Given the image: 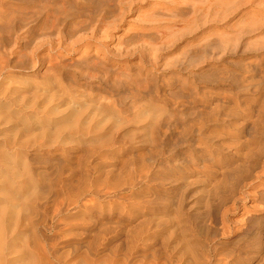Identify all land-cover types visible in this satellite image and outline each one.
<instances>
[{"label": "rangeland", "instance_id": "rangeland-1", "mask_svg": "<svg viewBox=\"0 0 264 264\" xmlns=\"http://www.w3.org/2000/svg\"><path fill=\"white\" fill-rule=\"evenodd\" d=\"M0 27V159L39 172L70 151L75 186L99 192L80 209L6 215L5 242L21 249L24 234L36 258L19 264L263 262L264 0H0ZM69 106L82 115L68 149L4 131L16 112ZM155 109L181 121L152 130ZM106 134L119 143L96 141Z\"/></svg>", "mask_w": 264, "mask_h": 264}, {"label": "bare ground", "instance_id": "bare-ground-1", "mask_svg": "<svg viewBox=\"0 0 264 264\" xmlns=\"http://www.w3.org/2000/svg\"><path fill=\"white\" fill-rule=\"evenodd\" d=\"M22 1H23V3H25V2H29L30 0H22ZM65 12H67V11H65ZM41 13H43V11ZM34 14H37V13H34ZM23 16H24V14H23ZM4 20H6V17L4 18ZM7 22H8V20H7ZM3 28L6 30L9 28V25L5 26V27L3 25ZM66 50L70 51L71 48L69 47ZM86 64H88V63H86ZM61 65H62V63L60 62L59 66H61ZM0 70L3 71V68ZM81 77H84L86 79H97L98 78V76L96 74H88V75L83 74V75H81ZM133 80H135V79H133ZM130 82L127 81L126 85L127 84L129 85ZM132 82L135 85V87L137 88V90L135 92V94L137 96H142V95L148 94V83L143 82V81H139V80L132 81ZM130 86H131V84H130ZM118 92H119V90H118ZM135 94H132V96H134ZM7 107H8V105H7ZM81 109H82L81 106H79V107H75V106L70 107L69 106L64 110H60L58 107H55L53 109V111H50L51 113H53L52 117H51V115H52L51 113H48V112L44 113L43 112V113H41L42 115L37 114L35 116H26L21 120H16L18 117L17 116L18 112H16L15 121H12L14 119V118L12 119V117H11V120L8 119L9 122H7V123L10 124L11 127H8L4 131L5 132H11L15 135H17L19 133H23V135H25V134L39 132L42 134L41 135L42 137L43 136L47 137V139H48L47 141H48L49 145L52 144L49 147H54L53 143H55L57 140L61 139L62 140L61 144H64V145L57 146V147H60V149H64V148L68 149L65 147V145H69L73 142L72 141L73 139L71 138V133L79 132L78 129H79V126L81 124L80 115H82ZM103 110L104 109L99 108V111H103ZM8 111H10V110H8ZM141 112H143V113L140 114ZM141 112L139 113L140 114L139 116L137 114L138 117L136 116L137 117L136 122L139 119H141L143 117L147 118L150 115V113H148V112H145V111H141ZM9 114H10V112H9ZM164 115H165L164 111L157 110V109L152 111L151 118L154 122L151 124L152 127L150 129L153 130L154 123L158 122V121L159 122H158L157 128L160 125L159 123H162V121H167L166 123L175 121L174 124L175 123L178 124L179 120L181 121L180 117L177 116L176 114L168 113L165 116ZM116 117H117V119H116L117 125L121 126V125L127 123L124 121L123 118H121L117 115H116ZM165 126H166V128L168 127V125H164V127ZM147 129H148V126L145 128V130H147ZM4 131L2 132V134L4 133ZM106 133H107V131H106ZM261 133H262V137L264 140V130L263 131L261 130ZM103 134H104V132H103ZM257 135H259V134H257ZM104 136L100 137V138L92 137V138H90V140L92 141L93 139L98 138L96 141L101 142L102 139L107 138L106 136H110V137H108L107 144L112 143L111 146L119 143V141H120L119 139H114V137H112L111 134H106ZM27 137L31 138L30 135ZM66 137H68V138L66 139ZM133 137L134 136H132V138ZM131 140H134V138ZM27 143H28V141H27ZM79 144L84 145V144H88V143L82 142ZM1 145H3V144L0 143V146ZM69 148H70V146H69ZM72 157H73V155H71L70 151L63 152L59 156L51 157L49 159H45V158L41 157L38 161L41 164L43 163V165H42L43 170L42 171L39 170V172H36L35 169H33V167L29 164V162H27L26 159H24L21 162V166L18 170H16V172H15V168H17V167L14 166L16 164V162H14V160L12 159V156H6V157H2V159H0L1 160L0 162L4 163L7 166L6 169H3V167L0 166V264H7V263L19 264V263L24 262V261H28L31 263L36 262V258L26 248L25 235L24 234L18 233L16 235V239H18V240H20V242H22V243H20L21 246H23V247H21V249L19 247H18L19 249L16 248V243H14L15 246L13 247L12 246L13 240H11V239H10L9 244H8V242L7 243L5 242V235L2 232H3V229L6 230V225H5V216L6 215L8 217V224H9L13 219H17L19 211L22 213L24 212V213L30 214L31 216H33L34 214L35 215H41L40 213H43L45 216L46 213L50 210L49 206L51 203H54L55 212L60 213V212L69 211L70 208L80 209L82 206L84 208L85 205L82 203L87 197H89V196L90 197H94V196L98 197L99 196L98 191H95L92 194L89 190H84L85 187H84L83 183L78 185V186H75V184H76L75 180H76V177L79 175L80 168H78V166H77V168L74 167L75 165L73 166ZM39 162H37V163L40 164ZM9 165H11L13 167V168H11V172L8 170ZM79 167H80V165H79ZM51 169H53L52 171H54V173H51V174H52V176L54 174L55 182L59 183L61 186L60 194L58 192H55V185L53 187L52 176L50 175V172H49ZM76 169H77V171H76ZM67 170H68L67 173L71 174V178L64 180L61 178V174H62V172L67 171ZM143 172H144L143 177L145 178L144 180H148V165L146 166V169L143 170ZM260 174H261L260 177L264 176V172L260 173ZM15 179H18L19 182H21L22 184L14 185ZM79 179L81 181H84L83 176H80ZM133 185L134 186L136 185L135 182H134V184L133 183L130 184V186H133ZM52 190H54V191L52 192ZM51 192H52V194H50ZM261 196H262V202L264 203V192L261 193ZM61 199H63V200L61 201ZM38 201L40 203L41 202L42 203L38 204L37 203ZM9 217H11L12 219H10ZM257 224H258V226L260 224L261 229L264 232V212H263L262 217H260L259 223H257ZM13 226H14V224L12 225V228H13ZM260 226H259V228H260ZM136 237H138V236H136ZM19 238H21V239H19ZM26 238H27V236H26ZM262 252L264 253V248H262ZM11 255L13 256L12 258H10ZM262 260H263L262 263L264 264V255H262ZM47 263L48 262L45 263L42 261L41 264H47ZM122 264H126V263H122Z\"/></svg>", "mask_w": 264, "mask_h": 264}]
</instances>
